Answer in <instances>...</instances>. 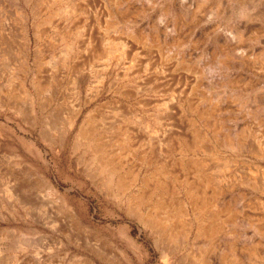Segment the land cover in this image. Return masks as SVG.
<instances>
[{
  "label": "rangeland",
  "instance_id": "1",
  "mask_svg": "<svg viewBox=\"0 0 264 264\" xmlns=\"http://www.w3.org/2000/svg\"><path fill=\"white\" fill-rule=\"evenodd\" d=\"M179 1L0 0V264H264V0H183L194 19ZM32 80L50 102L35 119L16 88ZM89 112L119 190L76 138ZM144 196L165 229L138 218Z\"/></svg>",
  "mask_w": 264,
  "mask_h": 264
},
{
  "label": "bare ground",
  "instance_id": "2",
  "mask_svg": "<svg viewBox=\"0 0 264 264\" xmlns=\"http://www.w3.org/2000/svg\"><path fill=\"white\" fill-rule=\"evenodd\" d=\"M125 2V0H121V3H124ZM72 4V3H71ZM118 4V3H117ZM179 4L181 5V9L183 10V12H184V15L182 14V16H183V18H185V19H194L195 18V12H193L192 10H191V8L189 7V6H187L186 4L184 5V3H183V0H180L179 1ZM80 5H82V4H80ZM80 5H79V3L78 4H76V6H77V9L78 10H83V7H80ZM86 6V5H85ZM119 7H120V4H119ZM118 7V8H119ZM86 8V7H85ZM77 9H76V11H77ZM121 9V8H120ZM117 10V9H116ZM124 10V9H123ZM70 11V10H69ZM75 12V11H74ZM83 12V11H82ZM78 13V12H77ZM72 14V13H71ZM25 15V14H24ZM26 18V17H25ZM184 19V20H185ZM74 22H76V21H74ZM84 23V22H83ZM244 25H246V23H244ZM84 26V25H83ZM39 27V26H38ZM244 27V26H243ZM79 28V27H78ZM35 29V36H37L38 35V31H36V28H34ZM30 31V30H29ZM79 31V30H78ZM24 32H25V34H24V41H25V45L27 46L28 45V34H27V30H26V28L24 29ZM160 32V31H159ZM164 33H168V30L166 29V27H164V31H163ZM170 32V31H169ZM78 33H80V32H78ZM92 33V32H91ZM87 34V33H86ZM83 35H85V34H83ZM39 36V35H38ZM37 36V37H38ZM92 36V35H91ZM141 37H142V35H141ZM154 37V36H153ZM240 37H241V35L238 33V32H234V33H232V32H230V34L227 36V37H225V41L227 42V43H229V44H231V47H232V52H233V54H234V56L235 57H237V58H240V57H242L243 55L240 53V52H238L239 50H238V48H239V46H238V42H239V40H240ZM86 38V37H85ZM135 38V37H134ZM146 38V37H145ZM2 40V39H1ZM81 40H83V38H81ZM76 43H74V44H76V47H75V49H73L74 51H73V53L74 54H72V59L73 58H75V59H78V60H75V59H73L74 60V64H73V66H72V73H73V76H74V80H76V77H78V74L80 73V71H81V69H83V67H84V64H85V62L87 61V56L88 55H86L85 54V56H83L82 58H80V56L82 55V54H80L79 52H82L83 53V55H84V52H85V49L87 48V46H89V45H91V42L87 39H85L84 41H79V43H78V40H76L75 41ZM0 43H2V42H0ZM6 43V42H5ZM67 43V42H66ZM73 43V42H72ZM78 43V44H77ZM67 44H69V43H67ZM95 45V44H94ZM94 45H92V46H94ZM70 46V45H69ZM68 46V47H69ZM98 46V45H97ZM71 47V46H70ZM72 48V47H71ZM95 49V48H94ZM94 49H93V52L90 54L92 57L90 58V59H92L93 57H94V55L95 56H97V55H99L96 51H94ZM89 50H91V49H89ZM96 50V49H95ZM97 50H99V49H97ZM101 50H103L102 48H101ZM100 51V50H99ZM105 51V50H104ZM101 52V51H100ZM99 52V53H100ZM103 52V51H102ZM101 52V53H102ZM9 53V52H8ZM67 54V53H66ZM104 55V54H103ZM233 56V55H232ZM235 57H233V58H235ZM236 59V58H235ZM8 64V63H7ZM194 71L195 72H198V69L197 68H195L194 69ZM23 79V78H22ZM82 79V78H81ZM35 80V79H34ZM34 80H32V82H31V86L30 87H32V88H34V90H35V93H36V95H37V97H36V95H33L31 92H30V90H29V88L28 87H25V85H24V83H23V81L22 82H20L18 85H17V90L19 91V92H22L23 94H25L26 95V97H24V98H26L27 99V103H28V106H29V111H30V114H31V116H32V118H34L35 119V113H34V110H35V105H34V103H36V99H37V101H38V104H39V109H41V110H43V108H45V106H47L50 102H48V100H40V97L42 96L41 94L43 93L42 91V89L40 88V83L39 84H36V82L34 81ZM19 81V80H18ZM21 81V80H20ZM11 82V81H10ZM16 83H17V81H16ZM38 83V82H37ZM42 84V83H41ZM14 85V84H13ZM44 86V85H43ZM15 88V87H14ZM44 89H45V87H44ZM12 91H14V90H12ZM3 92L5 93V91L3 90ZM15 93V92H14ZM16 95H17V93H16ZM41 95V96H40ZM18 96V95H17ZM15 99H16V97H15ZM17 100V99H16ZM0 101H2V102H0V103H5V100L4 99H2V98H0ZM14 101V100H13ZM22 101V100H21ZM26 102V101H25ZM115 102V101H114ZM119 102V101H118ZM16 103V102H15ZM16 104H14L13 103V107H16L15 106ZM117 105V104H116ZM120 105V104H119ZM12 106V105H11ZM122 106V105H121ZM117 108V107H116ZM126 108V107H125ZM130 108V107H129ZM124 110V109H123ZM40 111V110H39ZM131 111V110H130ZM37 112V111H36ZM123 112V111H122ZM81 113V109L80 108H77V109H74V111L71 113V116H70V125H73L75 122H76V120H77V118L79 117V114ZM124 113V112H123ZM126 114V113H125ZM90 116H92V115H90V112L88 113V114H86L85 116H84V118L82 119V121L80 122V124H79V126H78V128H77V137L76 138H80V140L81 141H83V142H86L87 144H93V151L95 152V153H99V152H101L102 154H100L101 155V157H100V161H99V163H100V172L101 173H103L104 171H108V173H109V179H107V182H106V184H109V187L111 186H113V185H116V188H117V190H119V188H123V187H125V186H127L126 185V183H125V180L126 179H122L121 178V176H120V174H118V171H117V169L115 168V166H113V167H109V164H112V162L113 161H111L110 159H109V155L106 153V154H104V150H105V148H106V146L108 145L107 143H105L104 142V140H103V142H102V138H101V142H99L98 141V139L100 138H96L95 140H94V138L96 137V134H97V129L91 124V120H92V117H90ZM32 118H30V119H32ZM45 121V120H44ZM65 124V123H64ZM69 127V126H68ZM68 129V128H67ZM198 135V134H197ZM204 137V136H203ZM117 139V138H116ZM119 139V138H118ZM122 139V138H121ZM124 139H126V141H124L123 143H125V144H127L126 142L127 141H129L128 140V138H125L124 137ZM201 139V138H200ZM76 140V139H75ZM110 140V139H109ZM113 141V140H112ZM115 141V140H114ZM109 142V141H108ZM115 143V142H114ZM117 143V142H116ZM118 143H120V142H118ZM117 143V144H118ZM122 143V144H123ZM196 143V142H195ZM77 144V143H76ZM129 144V143H128ZM191 144H192V142H191ZM203 144V143H202ZM192 146V145H191ZM34 146H32V149H35V148H33ZM108 147H110V146H108ZM258 147V146H257ZM125 148H126V145H125ZM206 148H208V147H206ZM253 148V147H252ZM107 149V148H106ZM121 149V148H120ZM87 150V149H86ZM125 150V149H124ZM207 150V149H206ZM121 151V150H120ZM208 151V150H207ZM213 151V150H212ZM255 151H256V149H255ZM254 151V152H255ZM261 151V150H260ZM109 152V151H108ZM123 152V151H122ZM209 152V151H208ZM257 152V151H256ZM94 153V154H95ZM110 153V152H109ZM121 153V152H120ZM124 153V152H123ZM122 153V154H123ZM260 153V152H259ZM117 154V153H116ZM260 155V154H259ZM258 155V156H259ZM96 156V155H95ZM94 156V158L96 159V157ZM117 156H118V154H117ZM112 157V156H111ZM119 157V156H118ZM94 159V160H95ZM116 159V158H115ZM91 161V158L89 157V162ZM93 162V161H92ZM92 162H91V164H92ZM115 162V161H114ZM96 164V163H95ZM194 164V163H193ZM221 164V163H220ZM88 165H89V163H88ZM94 165V164H93ZM118 165V164H117ZM227 165V164H226ZM112 166V165H111ZM192 166V165H191ZM199 166V165H198ZM222 166V165H221ZM193 167V166H192ZM203 167V166H202ZM223 167H225V166H223ZM90 168V167H89ZM196 168V167H195ZM197 169V168H196ZM205 170V169H204ZM99 171H98V173H99ZM160 170H158V172H159ZM196 171V170H195ZM200 171V170H199ZM199 171H197V172H199ZM155 172V171H154ZM202 172V171H201ZM100 173V174H101ZM123 175V174H122ZM156 175V174H155ZM205 175V174H204ZM134 176V175H133ZM199 176V175H198ZM218 176V175H217ZM123 177V176H122ZM125 177V176H124ZM143 177V176H142ZM155 177V176H154ZM161 177V176H160ZM104 178V177H103ZM131 178V177H130ZM129 178V179H130ZM133 178V177H132ZM131 178V179H132ZM158 178V177H157ZM162 178V177H161ZM164 178V177H163ZM201 178V177H200ZM207 178V177H206ZM216 178V177H215ZM105 179V178H104ZM134 179V178H133ZM135 179H136V177H135ZM144 179H147L148 180V178H144ZM205 179V178H204ZM141 180V179H140ZM152 180V179H151ZM158 180V179H157ZM156 180V181H157ZM162 180V179H161ZM164 180V179H163ZM162 180V181H163ZM167 180V179H166ZM187 180H189V179H187ZM142 181V180H141ZM159 181V180H158ZM147 182H149V180L147 181ZM146 182V183H147ZM154 182V181H153ZM190 182V181H189ZM189 182H188V184H189ZM192 182V181H191ZM229 182V181H228ZM104 183V182H103ZM146 183H145V185H146ZM158 183V182H157ZM162 183V182H161ZM196 183V182H195ZM207 183H208V181H207ZM215 183H217L216 181H215ZM136 184V183H135ZM134 184V185H135ZM162 184H164V183H162ZM196 184H198V183H196ZM256 184V183H255ZM131 185V184H130ZM148 185V184H147ZM203 185V184H202ZM202 185H200V187H202ZM133 186V185H132ZM143 186V185H142ZM153 186V185H152ZM191 186V185H190ZM211 186V185H210ZM218 186V185H217ZM257 186V185H256ZM107 187V186H106ZM141 187V186H140ZM144 187V186H143ZM160 187H162V186H160ZM193 187V186H192ZM204 187V186H203ZM215 188H216V186H214ZM152 188V187H151ZM154 188V187H153ZM152 188V189H153ZM156 188V187H155ZM155 188L153 189V190H155ZM159 188V187H158ZM168 188V187H167ZM167 188H166V190H167ZM214 188V189H215ZM190 189V188H189ZM193 189H195V188H193ZM109 190V189H108ZM111 190V189H110ZM128 190V189H127ZM152 190V191H153ZM186 190V189H185ZM220 190V189H219ZM225 190V189H224ZM152 191H150L149 190V192H152ZM161 191V190H160ZM193 191V190H192ZM118 192V191H117ZM116 192V193H117ZM120 193H121V191H119ZM156 192V191H155ZM171 192V191H170ZM176 192V191H175ZM190 192H191V190H189V192H185V196H186V201H185V203H186V207H188V208H191V209H189V210H191L192 211V213L193 214H195L194 213V210H195V202H194V200H193V196H191L190 195ZM194 192H195V190H194ZM201 192V191H200ZM113 194H114V192H112ZM153 193V192H152ZM152 193H150L151 194V196H152ZM161 193V192H160ZM164 193V192H163ZM214 193V192H213ZM219 193H220V191H219ZM33 194V193H32ZM135 194V193H134ZM148 194V193H147ZM198 194V193H197ZM201 194V196L202 197H204V195H203V193L201 192L200 193ZM115 195V194H114ZM120 195H124V193H122V194H120ZM128 195V194H127ZM156 195V194H155ZM159 195V194H158ZM165 195V194H164ZM194 195V194H193ZM216 195V194H215ZM135 196V195H134ZM143 195H141V197H142ZM160 196V195H159ZM158 196V197H159ZM169 196V195H168ZM168 196H167V198H168ZM172 196V195H171ZM116 197V196H115ZM157 197V198H158ZM132 198V197H131ZM131 198H129V199H131ZM146 197L144 196L142 199L140 198V199H138V200H140V201H136L135 200V202L136 203H138V204H140L141 206L143 205V207H141V209H140V211L137 209V210H134L135 211V213L138 215V218L139 219H142L145 223H147V226H148V224H149V226L150 227H157V229H163L164 227H165V224L171 219L170 218V215L169 214H166L165 215V213H164V215H163V217L162 218H158V221L156 220V221H154L153 220V218H152V216H151V214H150V210L146 207V205L149 203L148 201V198H146ZM155 198V197H154ZM162 198V197H161ZM163 198H164V196H163ZM213 198H215V197H213ZM38 199V198H37ZM165 199V198H164ZM203 199V198H202ZM30 200V199H29ZM155 200V199H154ZM153 200V201H154ZM214 200V199H213ZM152 201V202H153ZM156 201V200H155ZM163 201V200H162ZM165 201V200H164ZM167 201H168V199H167ZM166 201V202H167ZM130 202V201H129ZM160 202V201H159ZM201 202V201H200ZM158 203V202H157ZM171 203V202H170ZM174 203V202H173ZM199 203V202H198ZM126 204V203H125ZM146 204V205H145ZM241 204V203H240ZM239 204V205H240ZM243 204V203H242ZM241 204V205H242ZM33 205V204H32ZM244 205V204H243ZM242 205V206H243ZM131 206V205H130ZM156 207L155 208H157V207H159L160 206V204L158 203V204H156L155 205ZM179 206V205H178ZM181 206V205H180ZM246 206V205H245ZM149 207V206H148ZM166 207V206H165ZM168 207H171V205L170 206H168ZM185 207V206H184ZM127 208H128V206H127ZM187 208V209H188ZM199 208V207H198ZM160 209V208H159ZM181 209V208H180ZM196 209H197V207H196ZM170 210V209H169ZM168 210V211H169ZM184 210H185V208H184ZM227 210V209H226ZM157 211V210H156ZM155 211V212H156ZM130 212L132 213V211H131V209H130ZM159 212V211H158ZM163 212V211H162ZM165 212V211H164ZM172 212V211H171ZM203 212V211H202ZM161 213V212H160ZM175 213V212H174ZM154 214V213H153ZM157 214V213H156ZM159 215V214H158ZM157 215V216H158ZM175 215V214H174ZM187 215V214H186ZM214 216V215H213ZM198 217V216H197ZM219 217V216H218ZM175 219V218H174ZM214 219V218H213ZM219 220V219H218ZM142 221V222H143ZM221 222H222V220H221ZM198 223V222H197ZM216 223H219V222H216ZM172 224V223H171ZM213 224V223H212ZM222 224H224V223H222ZM78 225V224H77ZM168 225H169V223H168ZM206 225V224H205ZM228 225V224H227ZM146 226V225H145ZM180 226H181V224H180ZM212 226V225H211ZM79 227V226H78ZM178 227H179V225H178ZM65 228V227H64ZM171 228V227H170ZM174 228V227H173ZM258 228V227H257ZM165 229V228H164ZM176 229V228H175ZM200 229V228H199ZM198 229V230H199ZM166 230H168V229H166ZM178 230V229H177ZM161 231V230H160ZM163 231V230H162ZM200 231V230H199ZM198 231V232H199ZM119 232H121V235L123 236V238H124V240L127 242V245H129V246H134L135 248L136 247H138L137 246V244H136V242L131 238V237H129L128 236V234H127V231L125 230V228L123 227V228H121V230L119 231ZM175 232V231H174ZM180 232V231H179ZM201 232V231H200ZM181 233V232H180ZM202 233V232H201ZM260 233H261V231H260ZM177 234V233H176ZM200 234V233H199ZM204 234H207V235H210V236H212L214 233H213V231L211 230V229H209V230H206L205 229V232H204ZM172 236H173V234H171ZM226 235V234H225ZM162 236H164V235H162ZM167 244H168V242H167ZM125 246H126V244H125ZM166 246H168V245H166ZM127 247V246H126ZM252 247V246H251ZM173 249H174V247H173ZM256 250V249H255ZM207 252V251H206ZM97 253V252H96ZM191 256V255H190ZM203 257V256H202ZM187 259V258H186ZM199 259V258H198ZM197 260V259H196ZM184 261V260H183ZM195 260H194V258L193 257H191L190 258V261L188 262V263H185V264H193V262H194ZM198 261V260H197ZM202 263L201 264H211L210 262H209V259L207 260L206 258H202ZM185 262H187V261H185ZM195 263V262H194ZM87 264H94V263H92V262H90V261H88L87 262ZM181 264V263H180Z\"/></svg>",
  "mask_w": 264,
  "mask_h": 264
}]
</instances>
